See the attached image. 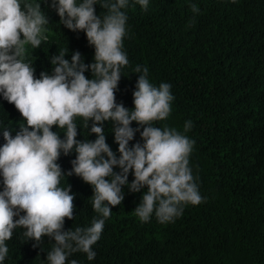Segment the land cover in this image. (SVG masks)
Instances as JSON below:
<instances>
[{"label": "trees", "instance_id": "trees-1", "mask_svg": "<svg viewBox=\"0 0 264 264\" xmlns=\"http://www.w3.org/2000/svg\"><path fill=\"white\" fill-rule=\"evenodd\" d=\"M29 2H40L49 21L48 41L37 49L26 46V62L32 64L35 78L41 72L52 74L51 58L61 49H68L69 61L78 51L85 64L94 62L95 50L85 32L64 27L51 0ZM193 4L198 13L191 11ZM94 7L97 16L106 13L99 4ZM121 11L127 15L122 50L129 64L121 69L116 103L133 109L137 65L148 68L154 86L171 85L170 115L153 126L175 128L194 141L189 167L203 200L185 205L172 222L162 224L154 213L141 222L134 209L147 188L134 193L124 185V200L112 208L93 245L94 260L74 253L68 264L73 259L78 264H264V0H149L146 11L128 0ZM84 74L92 78L90 69ZM186 121L192 122L187 132ZM75 122L76 139L94 142L92 121L88 129L82 118ZM21 123L26 121L0 94V147L6 143L3 132L14 137ZM113 127L110 120L103 122L106 143L118 159ZM131 127L139 125L133 122ZM52 131L64 138L58 127ZM137 142L143 144L139 131L129 147ZM75 157L73 149L68 155L61 152L57 161L65 173L60 186H71L75 204L74 219H65L64 231L91 226L100 218L92 207V186L75 174L67 175ZM133 180L130 172L128 184ZM23 231L14 229L6 241L9 252L3 264H47L54 240L44 236L34 247L36 241L26 239Z\"/></svg>", "mask_w": 264, "mask_h": 264}, {"label": "clouds", "instance_id": "clouds-1", "mask_svg": "<svg viewBox=\"0 0 264 264\" xmlns=\"http://www.w3.org/2000/svg\"><path fill=\"white\" fill-rule=\"evenodd\" d=\"M135 2L147 10L149 0ZM96 4L106 10L104 15H96ZM127 5L128 0H51L64 27L85 32L95 50L94 62L85 64L78 51L69 61L65 59L68 49H61L51 58L52 74L41 72L35 78L32 64L26 62V46L37 49L48 41L45 26L49 21L40 2L24 0L22 5L21 0H0V94L26 121L14 137L5 130L6 143L0 147V264L9 252L6 241L17 228L25 230L26 239L36 241L34 247L44 236L54 240L47 264H68L74 253H85L89 261L94 260L93 245L112 208L124 200V185L134 193L147 188L134 209L141 222H148L153 213L162 224L172 222L182 215L185 205H199L203 200L189 167L194 141L175 128L153 126L170 115L171 85L154 86L148 68L137 65L133 69L139 74L133 109L116 103L121 69L129 64L122 50L127 15L121 9ZM191 11L195 14L199 9L193 4ZM89 69L91 79L84 74ZM77 117L86 129L92 121L94 142L76 139ZM109 120L119 146L118 159L106 143L103 122ZM133 122L139 127L133 129ZM53 126L63 130V139L52 131ZM191 127L192 122L186 121L184 131ZM138 131L143 144L129 147ZM73 149L76 157L67 175L75 174L92 186L91 203L100 218H94L91 226L64 231L65 219H74L75 204L71 186H60L65 173L57 161L61 152L68 155ZM117 166L119 173L113 171ZM130 172L134 180L128 184ZM70 264L78 261L73 259Z\"/></svg>", "mask_w": 264, "mask_h": 264}]
</instances>
